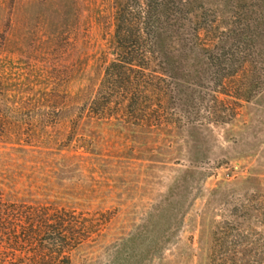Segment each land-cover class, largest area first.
Wrapping results in <instances>:
<instances>
[{"label": "rangeland", "instance_id": "obj_1", "mask_svg": "<svg viewBox=\"0 0 264 264\" xmlns=\"http://www.w3.org/2000/svg\"><path fill=\"white\" fill-rule=\"evenodd\" d=\"M113 12L112 0H0V191L83 220L71 264H264L262 56L250 95L219 97L224 123L178 124L167 105L153 121L113 106L79 118L111 59ZM54 87L73 112L52 114Z\"/></svg>", "mask_w": 264, "mask_h": 264}, {"label": "trees", "instance_id": "obj_2", "mask_svg": "<svg viewBox=\"0 0 264 264\" xmlns=\"http://www.w3.org/2000/svg\"><path fill=\"white\" fill-rule=\"evenodd\" d=\"M112 9L111 59L77 117L85 111L102 117L113 106L116 114L138 123L158 120L156 106L167 105L178 124L213 118L224 123L217 120L227 116L216 109L225 104L219 97L238 104L251 94L255 84L248 70L257 68L258 56L264 60L258 55L264 0H112ZM61 92L54 87L47 101L56 117L77 105ZM25 146L18 150L26 152ZM85 229L74 214L11 201L0 191V264H71Z\"/></svg>", "mask_w": 264, "mask_h": 264}]
</instances>
